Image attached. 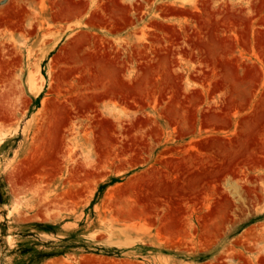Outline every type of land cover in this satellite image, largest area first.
Masks as SVG:
<instances>
[{"label": "rangeland", "instance_id": "obj_1", "mask_svg": "<svg viewBox=\"0 0 264 264\" xmlns=\"http://www.w3.org/2000/svg\"><path fill=\"white\" fill-rule=\"evenodd\" d=\"M0 199V264H264V0H0Z\"/></svg>", "mask_w": 264, "mask_h": 264}, {"label": "trees", "instance_id": "obj_2", "mask_svg": "<svg viewBox=\"0 0 264 264\" xmlns=\"http://www.w3.org/2000/svg\"><path fill=\"white\" fill-rule=\"evenodd\" d=\"M3 201L0 199V203H2Z\"/></svg>", "mask_w": 264, "mask_h": 264}, {"label": "bare ground", "instance_id": "obj_3", "mask_svg": "<svg viewBox=\"0 0 264 264\" xmlns=\"http://www.w3.org/2000/svg\"><path fill=\"white\" fill-rule=\"evenodd\" d=\"M94 57V56H93ZM87 58V57H86ZM89 59V58H88Z\"/></svg>", "mask_w": 264, "mask_h": 264}]
</instances>
